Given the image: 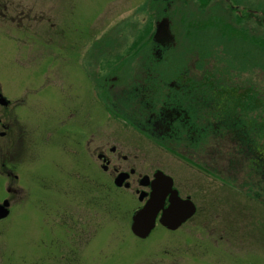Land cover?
<instances>
[{
	"label": "rangeland",
	"instance_id": "374dc122",
	"mask_svg": "<svg viewBox=\"0 0 264 264\" xmlns=\"http://www.w3.org/2000/svg\"><path fill=\"white\" fill-rule=\"evenodd\" d=\"M7 1L19 2L18 10L41 9L56 30L43 33L46 47L31 38L32 31L0 22L1 93L16 106L10 115L26 140L34 134L39 140L36 153L30 149L19 163L18 183L0 174V201H11L0 221V264H264V205L252 195L262 170L253 151L264 147V0ZM162 24L170 39L155 54L153 35ZM68 51L86 57L85 71L66 69ZM33 58L38 72H28ZM154 68H187L190 80L212 81L221 90L242 87V125L249 121L251 127L244 132L242 171L235 165L228 175L238 179L231 181L233 196L225 195V203L214 200L213 194L222 196L215 192L218 183L202 177L209 193L197 194L196 216L176 232L156 227L139 240L129 229L136 196L103 184L105 179L93 184L99 169L91 155L95 145L123 142L132 147L125 152L140 170L162 164L150 143L113 117L112 92L103 81L116 75L112 91L129 88L143 80L140 72ZM98 85L104 87L102 99H96ZM69 109L77 116L68 118ZM80 112L85 117L79 123ZM78 124L87 133L85 169L75 151ZM217 142L213 149L222 164L238 160L228 139ZM141 152L149 156L145 168ZM186 175L201 178L192 171ZM7 186L20 192L6 194Z\"/></svg>",
	"mask_w": 264,
	"mask_h": 264
},
{
	"label": "flooded vegetation",
	"instance_id": "af4514ba",
	"mask_svg": "<svg viewBox=\"0 0 264 264\" xmlns=\"http://www.w3.org/2000/svg\"><path fill=\"white\" fill-rule=\"evenodd\" d=\"M17 4L14 3L13 5L7 0H0V22L4 23L1 25L9 22L15 24L16 29L20 30L21 33L32 31V34L30 33L31 38H39L37 41L46 47H50L49 42L46 43L45 40H42V37L46 35L43 33L55 31L56 25L41 9L18 10ZM9 11L14 15L13 17L8 15ZM26 23H34V26L30 27V24ZM45 30L46 32H44ZM59 31L64 34L66 29ZM169 39L170 36L167 33L162 37L156 35L153 38L157 45L153 49L154 53L160 51L164 47L162 43ZM50 42H52L51 39ZM67 53L66 69L71 71L74 70L73 68H77L81 72L85 71L86 57L81 54L78 57L71 56L69 51ZM31 63L32 66L30 65L28 72H38L40 65L34 61V58ZM51 63L48 62L47 69L50 68L51 70ZM41 67L43 69V66ZM177 69L178 71L168 72L165 70L157 71V69L155 71L154 68L151 71L140 72L145 76L142 81H135L131 87H119L115 91L112 89H114L113 86L118 76L110 75L103 80L108 84L107 93L112 92L110 111L113 112V117L126 122L131 133L133 132L148 144L150 143L158 153V155L155 153V157L161 160L162 164L155 167L151 172L140 170L134 163L130 162L125 152L126 149L132 147L123 142L109 146H107L108 144L95 145L91 155L95 158L100 171L97 170L96 176L98 177L92 178L93 184H101V180L105 179V182L102 183L106 185L111 183L115 190H131L139 203L137 209L149 200L154 190L157 191L160 195L161 206L156 214L155 225L169 233L178 231L196 216L200 206L198 197H196L197 194L203 189H207L206 193H209L208 187H204L202 184V177L209 176L211 181L214 180L218 183L215 192L222 196H214L213 194L214 200L218 198L223 203L227 202L225 195L229 198L233 193L231 190L234 189L231 181L238 180L235 177L232 179L228 175L235 165L239 166L238 173L242 171V150L244 147V145L242 147V143L244 144L245 141L247 144L248 141L244 134L248 128L242 125V87L231 88L232 91L221 90L219 86L218 88L214 86L212 81L190 80L187 75V73L189 74L187 68ZM103 88L102 85H98L100 94L99 96L96 95V99H102ZM0 94L3 96L1 89ZM15 107L5 97L0 103V174L5 180L9 179L11 184L18 183L20 179L18 167L19 163L23 161L21 159L27 156L30 149L35 154L39 145L38 137L35 134L31 141L26 140L25 133L18 121L10 115ZM66 115L68 118L77 116L76 112H71L70 109ZM84 115V112H80L79 123L84 120ZM79 125V129L75 130L76 135H78V139L75 141V151L81 160V166L85 169L88 147L87 133ZM52 134L47 136L51 138L53 137ZM225 138L237 149L235 154H238V160L222 164V161L216 157L218 152L213 147L215 145L217 147L219 144L217 141ZM262 142L264 143V139ZM248 148L249 145H247ZM253 154L256 156L254 158L256 168L262 167V170L258 175L259 181L257 185L255 183V191L253 190L252 195L257 202L264 205V147L253 151ZM141 157L140 165L144 167L146 159L149 161V156L147 158L146 154L141 152ZM126 162L131 164L124 168L122 164ZM173 166L177 169H173ZM172 171L178 173L180 180L174 178ZM191 171L199 174L201 178L194 177L192 180L193 176L186 175L187 172ZM254 172L257 174V169ZM121 175L123 176L121 184L116 186L115 180ZM81 178L86 184L85 175ZM4 191L6 194L17 195L20 189L7 186ZM235 192L241 193V190ZM4 201L8 202L7 209L10 213L11 201L2 199L0 202L3 203ZM172 206H175L172 223H179L184 217L190 216L173 231H169V228L165 226L163 228L157 224V220Z\"/></svg>",
	"mask_w": 264,
	"mask_h": 264
},
{
	"label": "water",
	"instance_id": "95a60500",
	"mask_svg": "<svg viewBox=\"0 0 264 264\" xmlns=\"http://www.w3.org/2000/svg\"><path fill=\"white\" fill-rule=\"evenodd\" d=\"M165 28L166 27L163 24L159 25L158 30L156 31V35L159 37L160 35L161 36L164 35L166 32ZM2 102H3V98L0 95V103ZM122 177L123 176L121 175L115 180L116 186H120L121 181L123 179ZM160 206H161L160 195L157 191L154 190L153 193L150 195L149 200L140 209H138L132 214L130 220V231L136 238L145 239L149 236V234L154 228L156 214L158 213ZM7 207H8V202L6 201L0 204V220L7 217L8 215ZM174 208L175 206H172L158 220L159 224L171 230H174L178 225H180L182 222H184V220H186V218L190 216V215L188 216L186 215L187 217H184L181 222L174 224L172 223L173 222L172 218L175 215Z\"/></svg>",
	"mask_w": 264,
	"mask_h": 264
},
{
	"label": "trees",
	"instance_id": "16d2710c",
	"mask_svg": "<svg viewBox=\"0 0 264 264\" xmlns=\"http://www.w3.org/2000/svg\"><path fill=\"white\" fill-rule=\"evenodd\" d=\"M244 124H245L244 126H245V127L247 126L246 128H248V129L251 127V125H250V122H249V121H247V122H246V123H244ZM242 135H244V134H242Z\"/></svg>",
	"mask_w": 264,
	"mask_h": 264
}]
</instances>
